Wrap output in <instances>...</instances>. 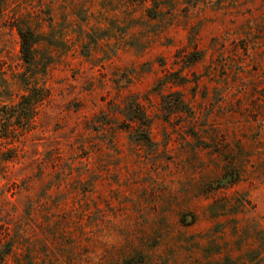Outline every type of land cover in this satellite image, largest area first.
I'll list each match as a JSON object with an SVG mask.
<instances>
[{
	"label": "rangeland",
	"instance_id": "1",
	"mask_svg": "<svg viewBox=\"0 0 264 264\" xmlns=\"http://www.w3.org/2000/svg\"><path fill=\"white\" fill-rule=\"evenodd\" d=\"M33 86L0 264H264V0H0V106Z\"/></svg>",
	"mask_w": 264,
	"mask_h": 264
},
{
	"label": "trees",
	"instance_id": "2",
	"mask_svg": "<svg viewBox=\"0 0 264 264\" xmlns=\"http://www.w3.org/2000/svg\"><path fill=\"white\" fill-rule=\"evenodd\" d=\"M17 33L19 36V48H20V54L21 59L24 61L26 67L29 68V70L26 69V72L22 75V82L26 85L28 78H30L33 73V68L38 64L37 60L35 58V49L34 46L39 43V37L35 35L33 32L27 30V29H17ZM200 53L193 52L191 53V57H189V61H194L198 58ZM41 67H43L42 71L45 70L44 63H40ZM41 88L39 87H28L27 93L20 95V100L17 102L16 105H10L7 106L6 104H3L0 106V118L4 122H9L11 117H15L18 121L25 120V124H29L32 116L36 113V104L41 102L43 99V93L41 92ZM132 106V105H131ZM19 111H18V110ZM131 118L136 120H147L145 117V113L139 108L138 105H135V109L133 110V113L130 115ZM14 123V121H10V124ZM23 124V123H22ZM9 125V124H7ZM11 130L6 129V132H10ZM5 136V133L3 135ZM7 136V134H6ZM9 149H15V147H8ZM7 253V251L5 252Z\"/></svg>",
	"mask_w": 264,
	"mask_h": 264
}]
</instances>
